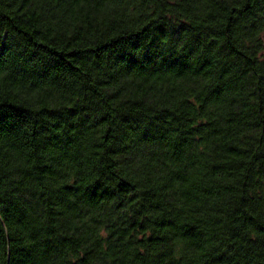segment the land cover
<instances>
[{
  "label": "trees",
  "instance_id": "trees-1",
  "mask_svg": "<svg viewBox=\"0 0 264 264\" xmlns=\"http://www.w3.org/2000/svg\"><path fill=\"white\" fill-rule=\"evenodd\" d=\"M0 264H264V0H0Z\"/></svg>",
  "mask_w": 264,
  "mask_h": 264
}]
</instances>
